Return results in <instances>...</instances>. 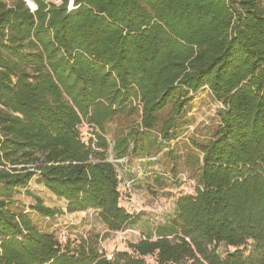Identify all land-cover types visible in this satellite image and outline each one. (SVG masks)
<instances>
[{"label":"trees","instance_id":"obj_1","mask_svg":"<svg viewBox=\"0 0 264 264\" xmlns=\"http://www.w3.org/2000/svg\"><path fill=\"white\" fill-rule=\"evenodd\" d=\"M203 91L221 107L210 138L189 146L195 192L130 252L109 258L93 238L63 243L31 217L64 214L29 192L36 183L108 232L135 225L121 170L138 158L156 166L147 176L177 183V169L156 168L178 161ZM147 257L264 264V0H0V264Z\"/></svg>","mask_w":264,"mask_h":264},{"label":"rangeland","instance_id":"obj_2","mask_svg":"<svg viewBox=\"0 0 264 264\" xmlns=\"http://www.w3.org/2000/svg\"><path fill=\"white\" fill-rule=\"evenodd\" d=\"M12 1L14 0H9L10 3ZM50 1L57 5L63 2V0ZM220 107L221 105L214 102L207 91L201 92L196 97L189 114L191 125L182 136L181 143L177 144L173 151L178 161L173 164L169 158H161V163L157 165V171L166 172L169 175H174L175 172L172 170L177 169L176 174L179 176L177 183L162 180L161 184L156 178L147 176V173L156 167L155 165L140 166L138 158L128 159V172L121 170L124 177L121 191L123 205L136 215L137 222L132 227L122 232H108L98 221L94 212L69 214L65 201L59 200L44 186L36 183L30 186L29 192L40 197L45 206L61 210L64 214L55 219L37 217L35 213H32L31 217L41 228L55 234L63 243L68 239L93 238L99 242L100 248L109 258L118 252H130V243L137 242L143 236L154 232L174 215L177 198L194 194L198 169L194 165L196 158L190 156L189 146L192 140L204 142L210 138L211 132L218 124L217 111ZM118 126H120L118 123H112L109 129L116 130ZM83 132L86 137L89 136L87 127L83 128ZM109 138L111 140V137ZM18 199L21 202V208L27 212H30V205L35 204L34 198L26 192H23ZM146 261L148 264H157L154 257H147Z\"/></svg>","mask_w":264,"mask_h":264}]
</instances>
